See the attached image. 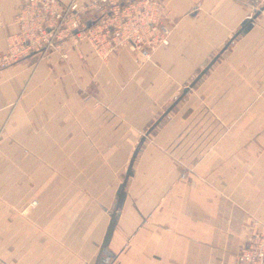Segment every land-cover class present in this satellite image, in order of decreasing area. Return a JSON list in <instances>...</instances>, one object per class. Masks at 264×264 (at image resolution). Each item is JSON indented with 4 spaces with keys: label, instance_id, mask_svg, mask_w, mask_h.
Returning a JSON list of instances; mask_svg holds the SVG:
<instances>
[{
    "label": "crops",
    "instance_id": "1",
    "mask_svg": "<svg viewBox=\"0 0 264 264\" xmlns=\"http://www.w3.org/2000/svg\"><path fill=\"white\" fill-rule=\"evenodd\" d=\"M162 1L168 42L146 57L84 40L0 70V264H235L249 221L264 226V0ZM19 3L0 0V52Z\"/></svg>",
    "mask_w": 264,
    "mask_h": 264
},
{
    "label": "built area",
    "instance_id": "2",
    "mask_svg": "<svg viewBox=\"0 0 264 264\" xmlns=\"http://www.w3.org/2000/svg\"><path fill=\"white\" fill-rule=\"evenodd\" d=\"M164 10L162 0H20L14 16L17 31L6 38L0 70L30 54L43 59L62 51L66 59L68 47L84 40L101 58L128 45L146 57L168 42ZM88 21L94 22L87 27ZM235 264H264V226L256 219L248 223Z\"/></svg>",
    "mask_w": 264,
    "mask_h": 264
},
{
    "label": "water",
    "instance_id": "3",
    "mask_svg": "<svg viewBox=\"0 0 264 264\" xmlns=\"http://www.w3.org/2000/svg\"><path fill=\"white\" fill-rule=\"evenodd\" d=\"M261 10H263V7L260 9L256 10L250 17L244 19L240 27L235 31V33L232 35V37L224 44L222 49L219 51L218 54H216L208 63L207 65L199 71V73L196 75V77L187 85L185 86L181 93L172 101L170 105L166 107L164 112L150 125V127L147 129L145 134L141 137L140 142H143L145 140V136L148 135L158 124L159 122L176 106V104L184 97V95L201 79V77L206 73V71L212 66V64L216 61L218 58L219 54L222 53L228 45L232 42L233 39H235L237 36L246 34L248 31L251 30V28L254 25L255 19L259 16ZM94 21H88L87 22V27H89ZM138 151V148L135 149L134 154H133V159L136 156V153ZM132 159V162H133ZM132 162L129 165L126 174L123 178L122 183L118 186L117 191H116V203L115 206L113 207L111 214H110V220L104 235V238L102 240V243L100 245V251H99V257L101 261H103V257L101 256L102 253L106 255V257L110 256V253L106 250L108 243L110 241L112 232L114 230L115 224H116V217H117V211L121 207L124 198H125V186L128 177L132 174L131 172V167H132Z\"/></svg>",
    "mask_w": 264,
    "mask_h": 264
},
{
    "label": "rangeland",
    "instance_id": "4",
    "mask_svg": "<svg viewBox=\"0 0 264 264\" xmlns=\"http://www.w3.org/2000/svg\"><path fill=\"white\" fill-rule=\"evenodd\" d=\"M254 37H255V39H257L256 41H258L259 39L260 40H262V38L264 37L261 33H258V34H255L254 35ZM255 55H254V58H251L250 60V63H251V65H255V69H262L263 68V63H264V59H263V57H262V46H257L256 45V48H255ZM211 58V57H210ZM211 60V59H210ZM194 78H192V79H190V80H193ZM233 80H235V79H233ZM239 80H241V79H239ZM255 80H257V81H262L263 79L262 78H256ZM189 82H191V81H189ZM199 83V81L194 85V86H196L197 84ZM186 86H187V83H186ZM257 86V85H256ZM184 88V87H183ZM193 88V87H192ZM181 93V91L176 95V97L179 95ZM187 94V93H186ZM186 94L184 95V97L186 96ZM195 95V94H194ZM193 95V96H194ZM197 95V94H196ZM183 97V98H184ZM182 98V99H183ZM6 160L7 159H5L4 161H3V163L2 164H6ZM20 161H21V159H20Z\"/></svg>",
    "mask_w": 264,
    "mask_h": 264
}]
</instances>
